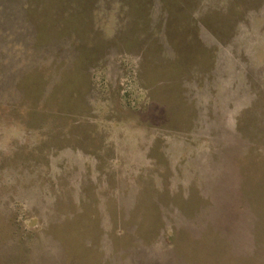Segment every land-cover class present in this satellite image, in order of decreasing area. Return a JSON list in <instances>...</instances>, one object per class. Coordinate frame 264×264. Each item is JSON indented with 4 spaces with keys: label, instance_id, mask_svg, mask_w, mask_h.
Segmentation results:
<instances>
[{
    "label": "rangeland",
    "instance_id": "1",
    "mask_svg": "<svg viewBox=\"0 0 264 264\" xmlns=\"http://www.w3.org/2000/svg\"><path fill=\"white\" fill-rule=\"evenodd\" d=\"M0 264H264V0H0Z\"/></svg>",
    "mask_w": 264,
    "mask_h": 264
}]
</instances>
